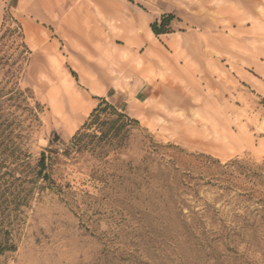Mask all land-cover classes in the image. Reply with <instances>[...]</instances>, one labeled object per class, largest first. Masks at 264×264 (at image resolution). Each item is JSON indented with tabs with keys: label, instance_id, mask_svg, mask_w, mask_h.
Listing matches in <instances>:
<instances>
[{
	"label": "rangeland",
	"instance_id": "374dc122",
	"mask_svg": "<svg viewBox=\"0 0 264 264\" xmlns=\"http://www.w3.org/2000/svg\"><path fill=\"white\" fill-rule=\"evenodd\" d=\"M111 5L142 43L108 13L64 21ZM14 86L24 101L0 99L1 115L32 165L100 98L138 123L121 148L61 155L49 188L0 214L16 247L0 264H264V0H0V90Z\"/></svg>",
	"mask_w": 264,
	"mask_h": 264
},
{
	"label": "trees",
	"instance_id": "16d2710c",
	"mask_svg": "<svg viewBox=\"0 0 264 264\" xmlns=\"http://www.w3.org/2000/svg\"><path fill=\"white\" fill-rule=\"evenodd\" d=\"M172 17H163L161 27L157 24L152 26L156 35L169 33L164 30L170 24ZM22 42L20 47L24 53L29 49L24 42L22 27L17 23ZM12 32V31H11ZM9 75L14 76L11 71ZM23 92L17 90V86L9 90H0V99L5 98V103L19 107L17 102H23ZM0 106V214L9 219L15 214L21 213L23 207H28L36 190L44 191L53 183L51 172L55 164L59 163L60 156H70L75 150L76 153L92 151L96 154H103L102 150L106 145L110 148H121L128 140V125L138 123L131 119L126 113L121 112L116 106L100 98L99 105L92 111L84 126L72 138L70 146L63 152L53 149L51 142L49 147L41 152L36 163L32 165L31 155L23 150V136L14 134L17 126L15 122L3 119ZM15 126V127H14ZM82 130H93L94 134H83ZM99 133V134H98ZM89 138L90 140H85ZM6 240V241H5ZM5 241V242H4ZM1 251H15L16 247L9 244L7 239L0 242Z\"/></svg>",
	"mask_w": 264,
	"mask_h": 264
},
{
	"label": "crops",
	"instance_id": "0c3cea01",
	"mask_svg": "<svg viewBox=\"0 0 264 264\" xmlns=\"http://www.w3.org/2000/svg\"><path fill=\"white\" fill-rule=\"evenodd\" d=\"M29 2V0H17V9H24L26 8V2ZM97 15H93L92 13H90L89 9L86 10L85 12H83L82 10L78 9L75 13L71 14L70 16H67V18L64 19V21L66 23L72 24L74 21H79L82 19H87L86 21L96 24V27H98L99 25V20L100 19H104V17L102 16V18H100L99 16L102 13H108L110 16L112 15L113 19L111 20V26L112 29H117L118 27H122L125 30V35H123L127 41V48L130 49L131 46L133 45H137L143 42L141 35L133 28H135V21L133 18H129V19H119L118 18V11H116V8L114 5H111L108 8H102V7H98L97 11H96ZM73 18V19H72ZM106 20V19H104ZM118 20L120 21V24L118 25ZM76 21V22H77ZM87 22V23H88ZM114 22V23H113ZM73 25V24H72ZM94 31V30H93ZM74 35H82L83 37L85 35H87L90 31H88L86 28L83 30L78 29V30H73ZM122 36V35H121ZM82 37V38H83ZM140 42V43H139ZM154 50H156V46H154ZM128 62H126L125 64H128ZM92 83L95 85V87L99 88L98 90H100V84L102 83V80L100 79V77L97 78H93ZM149 83H143L141 85V87L138 88L137 94L141 95L146 92L145 90L148 88ZM102 90V89H101Z\"/></svg>",
	"mask_w": 264,
	"mask_h": 264
}]
</instances>
